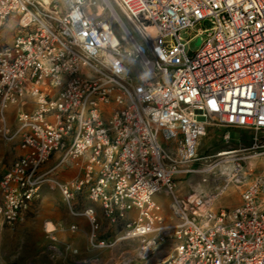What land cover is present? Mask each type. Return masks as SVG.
Wrapping results in <instances>:
<instances>
[{
    "label": "built area",
    "instance_id": "obj_1",
    "mask_svg": "<svg viewBox=\"0 0 264 264\" xmlns=\"http://www.w3.org/2000/svg\"><path fill=\"white\" fill-rule=\"evenodd\" d=\"M101 2L96 13L97 0H0V31L14 24L0 45V138L20 151L0 175L4 225L58 191L90 227L98 254L85 264H264V174L234 208L216 206L225 187L178 186L213 172L196 168L211 126L255 132L251 148L223 156L237 163L232 181L246 183L243 154L264 132V0ZM192 41L199 48L187 52ZM45 230L50 259L78 255Z\"/></svg>",
    "mask_w": 264,
    "mask_h": 264
},
{
    "label": "crops",
    "instance_id": "obj_2",
    "mask_svg": "<svg viewBox=\"0 0 264 264\" xmlns=\"http://www.w3.org/2000/svg\"><path fill=\"white\" fill-rule=\"evenodd\" d=\"M13 27L14 24L11 23L9 27L0 31V45L10 44L12 42L14 37ZM7 119L9 127L14 128L16 125L15 107L9 109ZM19 155L20 151L17 147L0 138V175L11 167ZM54 193L59 192L54 191ZM181 195L183 194L181 193ZM45 201L44 199V204ZM36 202H34L29 211L22 214L21 219L12 228L6 227L0 218V264H33L32 262H34L33 260L35 258L28 251L31 250L34 253H38L45 248L48 241L45 242L42 234H46L45 226H50V224L53 226L51 232H55L61 247L71 245L79 252L78 255L70 253L64 254L54 264H85L86 259L98 254L89 248L90 227L85 218L72 216L62 199L52 203L46 201L47 206L52 205L49 211L45 207L44 209H47V211H35ZM86 205H91V203L85 200L81 204V207ZM94 206L97 210L99 220L102 223V237H108V223L102 215L100 206ZM72 225L78 226V230L75 233L70 230ZM32 227L36 228L37 233L35 236H28L27 232ZM109 256V252L101 253L102 261H107Z\"/></svg>",
    "mask_w": 264,
    "mask_h": 264
},
{
    "label": "rangeland",
    "instance_id": "obj_3",
    "mask_svg": "<svg viewBox=\"0 0 264 264\" xmlns=\"http://www.w3.org/2000/svg\"><path fill=\"white\" fill-rule=\"evenodd\" d=\"M97 1L99 2V6L94 8V12L99 13L103 9V3L101 0ZM112 7L114 8L115 12L121 16V12L115 6L113 1ZM107 14L110 15L111 12L108 11ZM206 25L207 24H203L202 27H205ZM10 33L13 34L12 32ZM114 33L120 40H122L123 36L126 35V32L117 22L114 24ZM182 37L184 40H187L190 36L188 34H182ZM198 48L199 47L196 45V41H192L186 46V51L196 52ZM254 139L255 132L248 129H225L215 126L209 127L206 135L201 139L198 146L197 154L201 160L196 164V168L205 169L208 166H216V168L212 173L207 172L205 174H194L178 181L180 193L187 195L195 189L198 190V192L202 191L204 193H210L217 186L221 187L222 189L225 187L224 193L218 198L216 206L234 208L239 205L241 202L240 195L244 185H247L254 178L264 174V132L258 133V148L243 154L247 157L249 156V158L241 162L243 172L246 177V183L243 185H237L234 183V181L230 183L228 182L235 174L233 170L237 163H223L224 158L226 157H218V154L222 151H235L251 148L255 143ZM203 176L208 177V183H200ZM44 199L48 201V203H52L62 199V196L60 193H54L45 190V193H43L42 197L36 202L35 211H47V209H44V207L48 208V211L49 208L51 209L52 205L50 204L47 206L46 201L44 204ZM170 201L171 200L168 199V201L165 203V213L167 216H169V209L167 206ZM83 202H85V199L82 198L80 203L82 204ZM49 227L50 226L48 225V229ZM36 231V228L32 227L29 229L27 234L28 236H35L37 233ZM46 235L47 234L45 233L42 234L45 242L48 241V237L46 238ZM28 253L32 255L33 258H35L33 261L36 264H54L56 262L48 257L45 252V248L38 253H34L31 250L28 251ZM34 262L32 263L35 264Z\"/></svg>",
    "mask_w": 264,
    "mask_h": 264
},
{
    "label": "bare ground",
    "instance_id": "obj_4",
    "mask_svg": "<svg viewBox=\"0 0 264 264\" xmlns=\"http://www.w3.org/2000/svg\"><path fill=\"white\" fill-rule=\"evenodd\" d=\"M112 12H113V15L116 17L117 15H116V13L113 11V9H112ZM233 151H234V150H233ZM233 151H222V152H220V153L218 154V157H223V156H227V155L234 154L235 152H233ZM224 160H225V158H224ZM225 165H226V164H225ZM215 168H216V166H215ZM215 168H213V169H215ZM228 182H229V183L232 182V179H230ZM52 229H53V226L50 225V227H49V231H51Z\"/></svg>",
    "mask_w": 264,
    "mask_h": 264
},
{
    "label": "water",
    "instance_id": "obj_5",
    "mask_svg": "<svg viewBox=\"0 0 264 264\" xmlns=\"http://www.w3.org/2000/svg\"><path fill=\"white\" fill-rule=\"evenodd\" d=\"M200 44V40H198V42H197V45H199Z\"/></svg>",
    "mask_w": 264,
    "mask_h": 264
},
{
    "label": "trees",
    "instance_id": "obj_6",
    "mask_svg": "<svg viewBox=\"0 0 264 264\" xmlns=\"http://www.w3.org/2000/svg\"><path fill=\"white\" fill-rule=\"evenodd\" d=\"M9 264H17V263H9Z\"/></svg>",
    "mask_w": 264,
    "mask_h": 264
}]
</instances>
